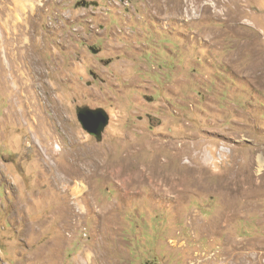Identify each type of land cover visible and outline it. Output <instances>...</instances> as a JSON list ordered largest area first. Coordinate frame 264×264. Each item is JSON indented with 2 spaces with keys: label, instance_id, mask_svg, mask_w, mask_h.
Here are the masks:
<instances>
[{
  "label": "rangeland",
  "instance_id": "rangeland-1",
  "mask_svg": "<svg viewBox=\"0 0 264 264\" xmlns=\"http://www.w3.org/2000/svg\"><path fill=\"white\" fill-rule=\"evenodd\" d=\"M0 264H264V0H0Z\"/></svg>",
  "mask_w": 264,
  "mask_h": 264
},
{
  "label": "water",
  "instance_id": "water-1",
  "mask_svg": "<svg viewBox=\"0 0 264 264\" xmlns=\"http://www.w3.org/2000/svg\"><path fill=\"white\" fill-rule=\"evenodd\" d=\"M77 118L83 129L98 140L102 139L103 133L110 123V115L103 108H79Z\"/></svg>",
  "mask_w": 264,
  "mask_h": 264
},
{
  "label": "bare ground",
  "instance_id": "bare-ground-1",
  "mask_svg": "<svg viewBox=\"0 0 264 264\" xmlns=\"http://www.w3.org/2000/svg\"><path fill=\"white\" fill-rule=\"evenodd\" d=\"M18 101V100H17ZM20 101V100H19ZM76 202H78V201H76ZM77 204V203H76ZM82 204V203H81ZM79 205H80V203H79ZM81 207V206H80Z\"/></svg>",
  "mask_w": 264,
  "mask_h": 264
},
{
  "label": "crops",
  "instance_id": "crops-1",
  "mask_svg": "<svg viewBox=\"0 0 264 264\" xmlns=\"http://www.w3.org/2000/svg\"><path fill=\"white\" fill-rule=\"evenodd\" d=\"M17 1H19V0H17Z\"/></svg>",
  "mask_w": 264,
  "mask_h": 264
}]
</instances>
